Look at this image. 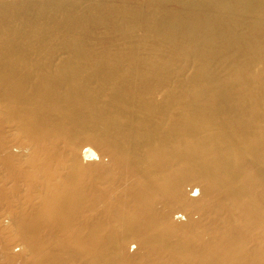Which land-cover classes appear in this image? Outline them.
Here are the masks:
<instances>
[{
	"label": "bare ground",
	"instance_id": "bare-ground-1",
	"mask_svg": "<svg viewBox=\"0 0 264 264\" xmlns=\"http://www.w3.org/2000/svg\"><path fill=\"white\" fill-rule=\"evenodd\" d=\"M0 264H264V0H0Z\"/></svg>",
	"mask_w": 264,
	"mask_h": 264
}]
</instances>
